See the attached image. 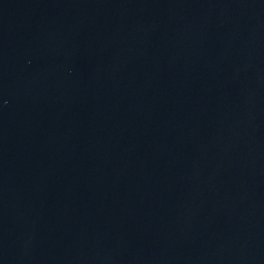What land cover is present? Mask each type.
<instances>
[{
	"label": "water",
	"instance_id": "95a60500",
	"mask_svg": "<svg viewBox=\"0 0 264 264\" xmlns=\"http://www.w3.org/2000/svg\"><path fill=\"white\" fill-rule=\"evenodd\" d=\"M0 264H264V0H0Z\"/></svg>",
	"mask_w": 264,
	"mask_h": 264
}]
</instances>
